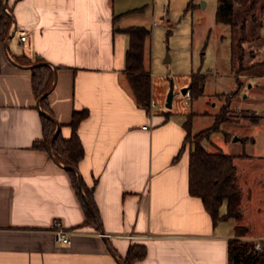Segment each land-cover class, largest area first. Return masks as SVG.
I'll return each instance as SVG.
<instances>
[{
    "label": "crops",
    "instance_id": "0c3cea01",
    "mask_svg": "<svg viewBox=\"0 0 264 264\" xmlns=\"http://www.w3.org/2000/svg\"><path fill=\"white\" fill-rule=\"evenodd\" d=\"M4 1L12 20L0 39V264H121L133 244L146 249L133 264H228L235 226L247 228L241 241H264L244 215L213 224L189 194V149L179 155L185 130L172 118L173 98L157 114L136 104L126 75L132 25L121 24L131 0ZM35 57L53 71L46 96L54 133L69 138L73 112H86L76 174L92 189L98 230L83 224L67 167L32 146L43 137ZM55 221L69 244L55 241Z\"/></svg>",
    "mask_w": 264,
    "mask_h": 264
},
{
    "label": "rangeland",
    "instance_id": "374dc122",
    "mask_svg": "<svg viewBox=\"0 0 264 264\" xmlns=\"http://www.w3.org/2000/svg\"><path fill=\"white\" fill-rule=\"evenodd\" d=\"M189 1L131 0L128 6L134 10L121 21L149 31L143 46L144 67L151 74L148 111H169L165 102L171 88L172 118L185 122L188 113L196 115L192 134L212 127L216 117L224 119L202 145L208 152L233 156L243 221L263 234L264 0H236L234 27L215 22L217 0ZM196 71L204 76L203 91L193 99L188 82ZM255 118L258 122L252 123Z\"/></svg>",
    "mask_w": 264,
    "mask_h": 264
},
{
    "label": "trees",
    "instance_id": "16d2710c",
    "mask_svg": "<svg viewBox=\"0 0 264 264\" xmlns=\"http://www.w3.org/2000/svg\"><path fill=\"white\" fill-rule=\"evenodd\" d=\"M190 0L189 2H191ZM236 0H217L215 9V22L223 23L231 27L233 22V6ZM190 3L187 9H191ZM11 17L3 7L0 0V39L3 41L8 35ZM129 36V47L126 51V75L129 81L133 98L138 106L148 111L150 104V73L145 69L143 63L144 41L149 31L141 26H132L124 30ZM35 66L31 67V84L33 93L41 106V122L43 137L33 143V148L51 150L54 157L62 162L67 168L71 186L73 187L77 200L83 210L84 225H91L98 230V212L95 207L92 189L87 188L83 182L81 187L77 181V165L84 156V150L77 135L79 123L86 117V112L74 111L71 122V136L63 138L55 130V121L50 118L51 112L47 107V96H43L49 89L53 79V71L40 57H35ZM204 76L199 71L192 72L188 89L193 99L202 95ZM44 112L45 114H43ZM196 115L188 113L183 123L185 137L179 155L187 146L188 157V192L191 196L201 199L206 212L211 217L213 224L226 220L235 219L240 221L243 217L241 200L243 191L238 185L236 178V167L233 164V156L225 153H211L205 150L202 143L213 129H218L219 124L224 122L222 118H215L214 125L205 131L192 134V119ZM257 123L258 119L251 120ZM53 137V138H52ZM179 155L176 157L178 159ZM175 159V160H176ZM225 203L226 210L220 214V208ZM247 233V228L241 225L235 226V239L229 240L227 253L228 264H264V241H260L261 249L254 250V243L241 241L238 237ZM146 249L144 245H131L123 259V264H133L144 258Z\"/></svg>",
    "mask_w": 264,
    "mask_h": 264
},
{
    "label": "built area",
    "instance_id": "2783aa9c",
    "mask_svg": "<svg viewBox=\"0 0 264 264\" xmlns=\"http://www.w3.org/2000/svg\"><path fill=\"white\" fill-rule=\"evenodd\" d=\"M18 40L20 42L26 41L27 38V33L26 32H20L18 33ZM188 95V93H187ZM151 106L154 107V103L151 102ZM54 239L56 242L58 243H62V244H69L70 243V238H69V232H67L58 221H55L54 224ZM261 249V244L260 241H257L256 243H254V250L258 251Z\"/></svg>",
    "mask_w": 264,
    "mask_h": 264
},
{
    "label": "water",
    "instance_id": "95a60500",
    "mask_svg": "<svg viewBox=\"0 0 264 264\" xmlns=\"http://www.w3.org/2000/svg\"><path fill=\"white\" fill-rule=\"evenodd\" d=\"M3 7H5V1L3 0ZM36 64H33V65H31L30 67H33V66H35ZM48 92V91H47ZM47 92L45 93V94H43V96H46V94H47ZM186 92V88H183L182 90H181V93H185ZM172 98H173V91H172V89L170 88V90H169V92H168V94H167V97H166V102H165V107L166 108H168V109H170L171 108V106H172ZM39 102V101H38ZM43 114H45L44 112H42ZM45 115H47V114H45ZM50 118H52V117H50ZM56 132L57 131H55V133L53 134V136L56 134ZM53 138V137H52ZM77 181H78V185H79V187H81V179H80V177H79V175L77 174ZM121 264H123V263H121Z\"/></svg>",
    "mask_w": 264,
    "mask_h": 264
}]
</instances>
